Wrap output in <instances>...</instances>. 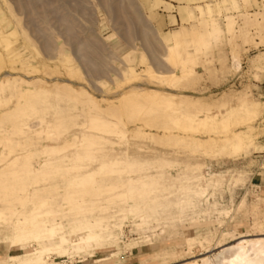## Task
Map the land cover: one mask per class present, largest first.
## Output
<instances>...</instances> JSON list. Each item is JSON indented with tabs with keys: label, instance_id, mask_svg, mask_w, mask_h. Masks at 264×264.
<instances>
[{
	"label": "rangeland",
	"instance_id": "1",
	"mask_svg": "<svg viewBox=\"0 0 264 264\" xmlns=\"http://www.w3.org/2000/svg\"><path fill=\"white\" fill-rule=\"evenodd\" d=\"M262 83L264 0H0V261L63 235L46 264L251 255L246 240L264 241ZM152 91L187 106L136 109ZM200 110L201 132L179 131ZM19 220L56 235L13 247ZM89 231L99 238L78 245Z\"/></svg>",
	"mask_w": 264,
	"mask_h": 264
},
{
	"label": "bare ground",
	"instance_id": "2",
	"mask_svg": "<svg viewBox=\"0 0 264 264\" xmlns=\"http://www.w3.org/2000/svg\"><path fill=\"white\" fill-rule=\"evenodd\" d=\"M174 80V79H173ZM177 80V79H176ZM131 94V93H130ZM138 96L136 98H134L133 100L137 103L138 106H136V109H140L141 107L143 106H140L142 105L143 103H149V105H153V106H162L164 108H168L169 111L170 109L171 110H174L175 111V108H185L187 106L186 104V99L185 98H182L181 100L182 101H179V97L178 96H175V95H169L167 99H163V98H160L159 96H157L158 94L154 91L150 92V93H147V94H141V93H136ZM127 95V94H125ZM128 96V95H127ZM125 97V96H124ZM181 97V96H180ZM183 97V96H182ZM134 105V103H133ZM175 107V108H173ZM173 108V109H172ZM166 109V110H168ZM212 115V114H211ZM217 117V116H216ZM208 120H212V118H210L209 116V112L208 111H205V110H200V111H194L193 112V115L191 116L190 119L186 120L185 122H183L182 124H180L181 122L177 123L176 121V126L181 125L179 129V131H181L182 133H184L185 135L189 134V133H194V134H198L201 132V129L203 128L204 125V122L205 124L208 123ZM182 121V120H181ZM173 123V122H172ZM175 123V122H174ZM174 125V124H173ZM175 127V125H174ZM176 128V127H175ZM176 130V129H175ZM193 134V135H194ZM189 136V135H188ZM185 139H187L190 143H194V142H197V139L195 136H189V137H186ZM242 139V138H241ZM177 144L175 141H170L167 143V146L169 148H173L175 147ZM49 149V148H47ZM117 163V162H116ZM136 163V162H135ZM117 165V164H116ZM133 165V164H132ZM102 169V168H101ZM90 175V174H89ZM92 175V173H91ZM151 179V178H150ZM154 179V178H153ZM132 180V179H131ZM152 180V179H151ZM130 181V180H129ZM150 183V181H149ZM151 185L153 183H150ZM155 184V183H154ZM143 185V184H142ZM147 185V184H146ZM143 187H146L145 185ZM149 187V186H148ZM154 186H152L153 188ZM142 188V187H141ZM152 188H150L152 191ZM155 188V187H154ZM146 190V188L144 189ZM148 190V192H150ZM147 193V192H146ZM148 199V197H147ZM180 205V204H179ZM25 214V213H24ZM23 214V215H24ZM27 215V214H26ZM32 215V214H31ZM35 216V215H34ZM36 217V216H35ZM24 218V217H23ZM26 218V217H25ZM30 215H29V219H30ZM28 219V217H27ZM26 219V220H27ZM32 219V218H31ZM22 220V219H21ZM17 221L18 223H16L15 225V222L13 225H15L13 228V235H12V238H11V244L13 247H20L21 249H24L23 246H24V243H26L29 239H33V240H36V241H39L42 236H44L45 233H47L49 236H54L56 235V228L52 227L50 229H44V230H36V231H33L32 229L33 228H36V227H33L34 224L31 223V224H22L19 226V223L21 224L22 223H25L26 221ZM28 221V220H27ZM32 222V220L30 221ZM34 222V220H33ZM40 222V220H39ZM38 222V224H39ZM46 222V221H45ZM41 224L43 223L40 222ZM49 223V222H48ZM51 223V222H50ZM37 225V224H36ZM40 225V224H39ZM43 225V224H42ZM57 225V223H56ZM38 226V225H37ZM33 227V228H32ZM60 228V227H59ZM62 229V228H61ZM60 229V230H61ZM59 230V229H58ZM59 230V231H60ZM61 232V231H60ZM264 235V234H263ZM65 235H63V237H60L59 238V241L58 243L51 247V248H48V247H39L38 249H36L34 252L32 253H27L25 255H22V256H17V257H10L8 260H1L0 261V264H46V260L44 259V257L48 256L49 254H51L50 252L51 251H55L57 253V250H62L65 254L66 250H65V246L66 244L68 243L67 240L64 238ZM58 237V236H57ZM56 237V238H57ZM98 235H95L93 233H91V231H89V234L84 237V238H79L80 239V242L78 243V245L80 244H85V243H88L90 241H93L94 239H97ZM247 237V236H246ZM55 238V239H56ZM99 238V237H98ZM240 238V237H238ZM243 238V237H242ZM250 238V237H249ZM257 241L255 242H251V241H247L246 240V246H250V249L253 250V253L251 255H248V252L249 250H244L245 249V246L242 245L240 247V249H243V252L241 254H235L233 259L229 261H220L219 264H264V241H261L258 240V238H256ZM9 240V239H8ZM57 240V239H56ZM237 240V239H236ZM239 240V239H238ZM253 240V239H251ZM255 240V239H254ZM7 241V240H6ZM4 241V242H6ZM31 242V240H30ZM240 242V241H239ZM238 242V244H239ZM245 242V240H244ZM2 243V242H0ZM38 243V242H36ZM69 244V243H68ZM243 244V243H242ZM74 246V245H73ZM229 247V246H228ZM227 247V248H228ZM219 248V247H218ZM223 248V247H222ZM81 249V248H80ZM79 249V250H80ZM191 250V249H190ZM116 251V250H115ZM189 251V249H188ZM240 251V250H239ZM54 253V254H56ZM63 254V255H64ZM60 255V254H59ZM47 259V258H46ZM46 261V262H45ZM194 263V262H193Z\"/></svg>",
	"mask_w": 264,
	"mask_h": 264
},
{
	"label": "crops",
	"instance_id": "3",
	"mask_svg": "<svg viewBox=\"0 0 264 264\" xmlns=\"http://www.w3.org/2000/svg\"><path fill=\"white\" fill-rule=\"evenodd\" d=\"M174 17V16H173ZM256 89L254 88V90H256L257 93H260L261 96H264V83H262L261 85H255Z\"/></svg>",
	"mask_w": 264,
	"mask_h": 264
}]
</instances>
